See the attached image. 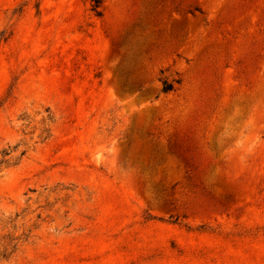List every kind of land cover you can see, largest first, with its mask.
I'll return each instance as SVG.
<instances>
[{
  "label": "rangeland",
  "instance_id": "1",
  "mask_svg": "<svg viewBox=\"0 0 264 264\" xmlns=\"http://www.w3.org/2000/svg\"><path fill=\"white\" fill-rule=\"evenodd\" d=\"M99 10L0 0V264H264V0Z\"/></svg>",
  "mask_w": 264,
  "mask_h": 264
},
{
  "label": "trees",
  "instance_id": "2",
  "mask_svg": "<svg viewBox=\"0 0 264 264\" xmlns=\"http://www.w3.org/2000/svg\"><path fill=\"white\" fill-rule=\"evenodd\" d=\"M91 2H92V11L97 16H101V12L99 10L100 7H101V0H91ZM180 83H181L180 80L170 82V81H168V80L165 79V80L162 81V89H161V92L163 94H169L171 92H174L175 91L174 90L175 89V84L179 85ZM7 155H9V153H7L5 151L3 153V156L6 157ZM23 155H24V153L21 156H23ZM15 162H16L15 163V165H16L19 162V159H17ZM12 221L13 220H11L10 222L12 223ZM14 228H16V227H14ZM22 237H25L26 239H29L30 238V236L27 235V234H23ZM3 238L7 240V243H6V245H4V250L0 254V256H1L2 260H7V259H9L17 251V249L19 247V242L21 240V237H13L11 235H7V236H4Z\"/></svg>",
  "mask_w": 264,
  "mask_h": 264
}]
</instances>
